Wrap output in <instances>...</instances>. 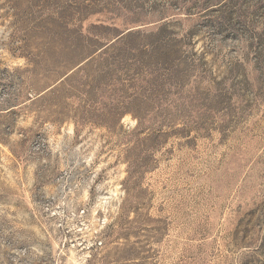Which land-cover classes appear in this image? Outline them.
Returning <instances> with one entry per match:
<instances>
[{
	"label": "rangeland",
	"instance_id": "1",
	"mask_svg": "<svg viewBox=\"0 0 264 264\" xmlns=\"http://www.w3.org/2000/svg\"><path fill=\"white\" fill-rule=\"evenodd\" d=\"M0 264H264V0H0Z\"/></svg>",
	"mask_w": 264,
	"mask_h": 264
}]
</instances>
